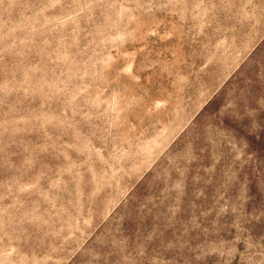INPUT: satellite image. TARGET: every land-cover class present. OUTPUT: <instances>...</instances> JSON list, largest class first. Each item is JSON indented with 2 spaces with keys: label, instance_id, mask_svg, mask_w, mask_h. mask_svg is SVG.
I'll return each instance as SVG.
<instances>
[{
  "label": "rangeland",
  "instance_id": "obj_1",
  "mask_svg": "<svg viewBox=\"0 0 264 264\" xmlns=\"http://www.w3.org/2000/svg\"><path fill=\"white\" fill-rule=\"evenodd\" d=\"M0 264H264V0H0Z\"/></svg>",
  "mask_w": 264,
  "mask_h": 264
}]
</instances>
